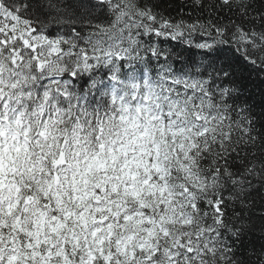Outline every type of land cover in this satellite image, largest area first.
Segmentation results:
<instances>
[{
	"label": "snow or ice",
	"instance_id": "obj_1",
	"mask_svg": "<svg viewBox=\"0 0 264 264\" xmlns=\"http://www.w3.org/2000/svg\"><path fill=\"white\" fill-rule=\"evenodd\" d=\"M0 264H264V0H0Z\"/></svg>",
	"mask_w": 264,
	"mask_h": 264
}]
</instances>
